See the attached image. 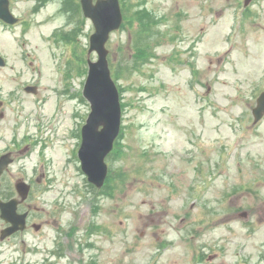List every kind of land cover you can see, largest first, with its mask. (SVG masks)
I'll list each match as a JSON object with an SVG mask.
<instances>
[{
    "label": "rangeland",
    "instance_id": "rangeland-1",
    "mask_svg": "<svg viewBox=\"0 0 264 264\" xmlns=\"http://www.w3.org/2000/svg\"><path fill=\"white\" fill-rule=\"evenodd\" d=\"M13 1L26 24L0 22V148L12 135L30 144L16 169L45 175L31 197L45 226L22 243L41 250L7 247L4 261L264 264V118L253 116L264 91V0H120L124 23L107 49L122 123L102 188L78 157L95 28L77 5L64 14L65 0L40 14L31 0ZM140 12L154 17L147 31Z\"/></svg>",
    "mask_w": 264,
    "mask_h": 264
},
{
    "label": "water",
    "instance_id": "water-1",
    "mask_svg": "<svg viewBox=\"0 0 264 264\" xmlns=\"http://www.w3.org/2000/svg\"><path fill=\"white\" fill-rule=\"evenodd\" d=\"M249 1L247 0V4ZM82 6L85 16L94 22L96 28L90 39V52L96 51L99 59L97 62L89 60L90 69L84 96L91 103L92 111L82 130L83 142L79 157L89 181L102 187L108 173L105 159L120 133L122 118L119 91L112 79L106 44L111 33L122 26L123 15L119 0H98L96 4L93 0H82ZM0 18L9 23L15 22L7 3L0 7ZM2 62L0 59V65ZM253 114L256 123L263 118L264 92L259 97ZM15 230L17 229H13Z\"/></svg>",
    "mask_w": 264,
    "mask_h": 264
},
{
    "label": "flooded vegetation",
    "instance_id": "flooded-vegetation-1",
    "mask_svg": "<svg viewBox=\"0 0 264 264\" xmlns=\"http://www.w3.org/2000/svg\"><path fill=\"white\" fill-rule=\"evenodd\" d=\"M31 1H33L34 13L40 14L53 3L54 0ZM15 3L16 1L9 0L10 10L14 15H16L13 10L15 9ZM16 17L18 18L17 25L26 24L24 19L19 18L17 15ZM3 106L4 103L0 102V107L3 108ZM0 117H4L3 112L0 113ZM0 142H2L1 136ZM29 149L30 144L23 143L16 135H12L10 141L0 148V162H3L0 164V264H8L4 261L5 258L3 257L6 254L7 247L13 250L15 246L19 245L18 250L23 253L27 250H41L37 246H32L24 250L22 244L24 242V236L31 230L34 229L38 233H42L44 231L43 226H45L42 225L43 223L34 221L35 218L42 214H39L42 210L40 211L38 207L32 205L31 200L35 186L42 184L45 180V175L33 181V174L29 175L28 169H25V166L21 165L20 167L22 169H16V165L18 163L21 164L22 159L30 152ZM18 186H20V188H18ZM11 202L12 204L10 205ZM13 229L17 230L13 231ZM8 231H11V233L9 234ZM67 234L70 235L72 233L68 231ZM55 238L58 239V236ZM58 244H60V246L58 248H52V253L54 256H63L61 253L63 251L61 242Z\"/></svg>",
    "mask_w": 264,
    "mask_h": 264
},
{
    "label": "trees",
    "instance_id": "trees-1",
    "mask_svg": "<svg viewBox=\"0 0 264 264\" xmlns=\"http://www.w3.org/2000/svg\"><path fill=\"white\" fill-rule=\"evenodd\" d=\"M139 12V11H138ZM138 15L139 14H142V18H141V20L143 21V23H142V25H143V27H144V31H147V30H149V27H151V25L152 26H154V24H155V20H154V17L152 16V14L151 13H149V12H140V13H137ZM73 34V33H72ZM65 38L66 39H71V33L70 34H67L66 36H65ZM138 48H140V50H139V54H141V52L143 53V52H145L144 51V49L145 48H143V49H141L142 47L140 46V45H138ZM141 51V52H140Z\"/></svg>",
    "mask_w": 264,
    "mask_h": 264
}]
</instances>
